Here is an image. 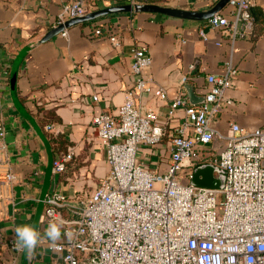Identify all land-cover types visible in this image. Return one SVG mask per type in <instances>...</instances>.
<instances>
[{
  "label": "crops",
  "instance_id": "0c3cea01",
  "mask_svg": "<svg viewBox=\"0 0 264 264\" xmlns=\"http://www.w3.org/2000/svg\"><path fill=\"white\" fill-rule=\"evenodd\" d=\"M64 1L0 0V80L8 71V77L3 78L7 83L0 87V119L7 133L9 169L19 178L12 187L0 189V215L5 216L0 219V235L5 239L16 240V226L33 225L48 158L44 143L13 105L9 73L17 54L52 29ZM218 1L135 0V4L202 12ZM118 5L98 4L95 10ZM229 10L227 4L220 14L227 15ZM251 13L255 21L253 35L233 45L206 22L140 12L107 15L74 25L65 34L30 49L18 71V100L44 134L53 159L58 153L56 147L64 151L70 148L74 153L65 172L51 175L47 194L59 191L74 198L89 193L107 176L106 151L92 119L102 113L115 114L124 95L133 91L135 77L129 66L135 46L146 47L151 59L145 79L152 88H162L166 94L163 101L152 92L140 97L134 94L135 103L143 112L155 111L158 123L166 126L169 134L184 117L182 109L168 115L171 101L184 93L190 104H201L208 89L206 76L221 75L229 60L237 70L235 86L225 91L232 105L222 107L211 127L224 136L231 124L243 130L264 131V0H253ZM98 29L101 33L95 35ZM112 35L118 36L119 46L109 41ZM186 87L193 92L191 99ZM93 94L98 96L97 101L92 100ZM45 126H51L52 132H46ZM223 147L224 142L217 140L208 146L216 154ZM170 149V138L165 136L155 146H140L137 162L163 174L169 168ZM191 171L190 164H185L184 183L189 182ZM38 231L43 239L28 255V264H52L55 254L51 251L47 255L45 250L50 246L44 238L46 228L39 226ZM41 247L43 251L37 255ZM9 257V252L0 248V261Z\"/></svg>",
  "mask_w": 264,
  "mask_h": 264
},
{
  "label": "built area",
  "instance_id": "2783aa9c",
  "mask_svg": "<svg viewBox=\"0 0 264 264\" xmlns=\"http://www.w3.org/2000/svg\"><path fill=\"white\" fill-rule=\"evenodd\" d=\"M120 3L133 5L135 0H66L52 28L95 11L98 4ZM228 6L227 15H214L206 23L233 45L254 33L253 0H230ZM100 33L98 29L94 34ZM199 34L204 38L202 30ZM109 41L114 47L120 44L116 35ZM150 65L147 48L135 46L129 66L133 91L124 95L115 114L92 119L106 151L107 176L89 193L68 198L53 191L44 200L40 226L47 229L52 222L64 221L62 238L50 246L57 255L52 264H264V131L231 124L224 136L211 127L222 107L232 105L225 96L235 86L232 61L225 62L221 75L206 76L208 89L201 104H190L184 93L171 101L168 115L176 109L184 112L171 134L158 123L155 111H141L134 100V94L151 92L166 99L162 88H152L145 79ZM3 78L0 87L7 83ZM92 100L98 96L93 94ZM45 131L51 133V126ZM6 136L0 119V189L19 181L9 169ZM165 136L171 141L169 168L157 174L137 162V151L159 144ZM214 140L224 142L217 154L208 148ZM73 154L70 148L58 152L52 174L65 172ZM203 163L225 171L221 191L183 182L185 164ZM4 217L2 213L0 219ZM15 242L0 235V248L10 254L0 264H18L22 251Z\"/></svg>",
  "mask_w": 264,
  "mask_h": 264
},
{
  "label": "water",
  "instance_id": "95a60500",
  "mask_svg": "<svg viewBox=\"0 0 264 264\" xmlns=\"http://www.w3.org/2000/svg\"><path fill=\"white\" fill-rule=\"evenodd\" d=\"M230 0H219L214 6L209 8L206 11L202 12H195V11H183V10H176L170 8H164L157 5H142V4H133V5H118L112 6L108 8H104L101 10L92 11L82 17H77L71 20L66 21L63 25L58 26L56 28H52L48 32H46L42 38L33 42L23 48L15 57L11 70L9 73V88H10V95L13 102L14 107L18 111V113L33 127L36 134L44 143L46 152H47V167L45 171V179H44V187L43 192L39 201V206L36 210L35 217L33 220V225L37 230H39L40 226V218L43 213L44 208V200L47 197V190L50 184V179L52 175V152L50 149L49 144L46 141V138L41 130L37 127L33 117L28 114L25 108L21 105L17 97V88H16V81L18 76V71L20 69L21 63L28 53L30 49L41 45L48 40L62 34L65 30L69 29L74 25H79L83 23H88L93 21L97 18L107 16V15H114V14H133V13H140V12H149V13H158L166 16H171L175 18H180L184 20H191V21H199V22H207L210 18L214 15L220 14V12L224 9V7L229 3ZM188 94V97L191 99L193 96V92L191 88H185ZM192 171L189 179V184L193 187L204 188V189H211L216 191H221L224 186L225 176L226 173L224 170L209 164H196L191 166ZM28 253L26 251H22L20 257L21 264H28Z\"/></svg>",
  "mask_w": 264,
  "mask_h": 264
},
{
  "label": "clouds",
  "instance_id": "9594fccd",
  "mask_svg": "<svg viewBox=\"0 0 264 264\" xmlns=\"http://www.w3.org/2000/svg\"><path fill=\"white\" fill-rule=\"evenodd\" d=\"M64 221L52 222L46 229L45 237L55 247L56 242L62 238ZM15 247L18 251H26L31 255L43 239L40 232L31 224H20L15 228Z\"/></svg>",
  "mask_w": 264,
  "mask_h": 264
},
{
  "label": "rangeland",
  "instance_id": "374dc122",
  "mask_svg": "<svg viewBox=\"0 0 264 264\" xmlns=\"http://www.w3.org/2000/svg\"><path fill=\"white\" fill-rule=\"evenodd\" d=\"M49 244H50V243H49ZM50 246H52V245L50 244ZM50 246L48 245V246H46L47 248H45V250L48 252L47 255H49V253L51 254ZM42 251H43V250H42V247L39 248V250H38V252H37V255H40ZM54 257L56 258L57 255H54ZM47 258H48V257H47Z\"/></svg>",
  "mask_w": 264,
  "mask_h": 264
},
{
  "label": "trees",
  "instance_id": "16d2710c",
  "mask_svg": "<svg viewBox=\"0 0 264 264\" xmlns=\"http://www.w3.org/2000/svg\"><path fill=\"white\" fill-rule=\"evenodd\" d=\"M52 143H55L54 141H52ZM62 151H64V150H62V149H59V148H57L56 147V152H62Z\"/></svg>",
  "mask_w": 264,
  "mask_h": 264
}]
</instances>
